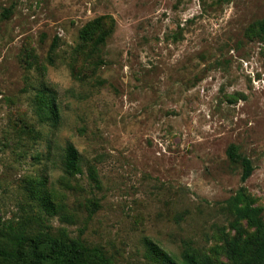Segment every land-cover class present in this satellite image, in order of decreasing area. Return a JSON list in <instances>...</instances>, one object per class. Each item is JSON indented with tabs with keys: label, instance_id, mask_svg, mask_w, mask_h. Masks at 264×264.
Here are the masks:
<instances>
[{
	"label": "rangeland",
	"instance_id": "rangeland-1",
	"mask_svg": "<svg viewBox=\"0 0 264 264\" xmlns=\"http://www.w3.org/2000/svg\"><path fill=\"white\" fill-rule=\"evenodd\" d=\"M262 21L264 0H0V244L229 264L255 234L229 202L264 215Z\"/></svg>",
	"mask_w": 264,
	"mask_h": 264
},
{
	"label": "trees",
	"instance_id": "trees-1",
	"mask_svg": "<svg viewBox=\"0 0 264 264\" xmlns=\"http://www.w3.org/2000/svg\"><path fill=\"white\" fill-rule=\"evenodd\" d=\"M264 37V21L257 24ZM233 158V154L230 153ZM78 152L69 145L65 150L64 167L68 173L78 170ZM243 180H247L254 171L251 160L242 159ZM241 197L246 203L241 205ZM232 211L239 220L246 221L254 228L255 234L249 240L247 246L239 251L230 244L227 255L229 264H264V215L260 208L252 206V202L241 192L230 202ZM46 207L53 210L51 203ZM3 244H0V264H90V260L96 257V264H111L102 249L90 250L80 242L69 238L66 230L59 237H53L48 231L27 238L24 233H16L6 236ZM90 259V260H89ZM184 264H215L208 258H198L187 252L183 254Z\"/></svg>",
	"mask_w": 264,
	"mask_h": 264
}]
</instances>
